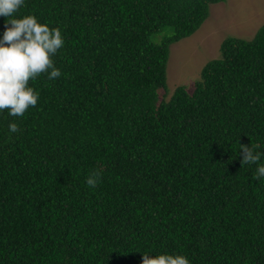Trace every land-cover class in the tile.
<instances>
[{"label":"trees","instance_id":"obj_1","mask_svg":"<svg viewBox=\"0 0 264 264\" xmlns=\"http://www.w3.org/2000/svg\"><path fill=\"white\" fill-rule=\"evenodd\" d=\"M223 1L25 0L65 43L37 105L0 113V264H264V178L238 151H264V25L168 97L171 45Z\"/></svg>","mask_w":264,"mask_h":264},{"label":"clouds","instance_id":"obj_2","mask_svg":"<svg viewBox=\"0 0 264 264\" xmlns=\"http://www.w3.org/2000/svg\"><path fill=\"white\" fill-rule=\"evenodd\" d=\"M25 0H0V16L6 17V29L0 36V113L7 110L11 117H23L25 112L38 103L39 91L30 84L41 73L49 80L61 76L55 66L54 56L64 46L65 40L59 27L40 22L35 14L18 16ZM9 133H18L17 122L10 121ZM241 163L255 164V178H264V151L258 145L239 142ZM101 179L98 170L90 171L86 185L95 188ZM141 264H191L182 253H144Z\"/></svg>","mask_w":264,"mask_h":264},{"label":"rangeland","instance_id":"obj_3","mask_svg":"<svg viewBox=\"0 0 264 264\" xmlns=\"http://www.w3.org/2000/svg\"><path fill=\"white\" fill-rule=\"evenodd\" d=\"M262 25L264 0H226L212 5L199 30L171 45L168 97L179 85H186L190 92L194 90L202 68L221 56V44L228 36L252 39Z\"/></svg>","mask_w":264,"mask_h":264}]
</instances>
